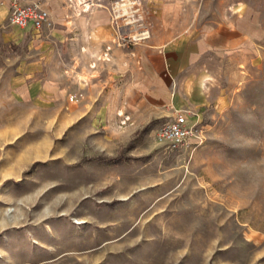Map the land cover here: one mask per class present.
<instances>
[{"label": "rangeland", "instance_id": "obj_1", "mask_svg": "<svg viewBox=\"0 0 264 264\" xmlns=\"http://www.w3.org/2000/svg\"><path fill=\"white\" fill-rule=\"evenodd\" d=\"M48 2L50 98L15 96L0 44V264H264V0H56L55 17ZM237 6L256 26L247 50L204 60L227 105L188 117L172 146L157 137L165 92L146 89L167 83L149 42ZM170 9L180 21L158 22ZM102 18L113 35L91 43L86 21Z\"/></svg>", "mask_w": 264, "mask_h": 264}, {"label": "crops", "instance_id": "obj_2", "mask_svg": "<svg viewBox=\"0 0 264 264\" xmlns=\"http://www.w3.org/2000/svg\"><path fill=\"white\" fill-rule=\"evenodd\" d=\"M43 1L45 5L49 4L48 0ZM49 1L50 11H53L55 17L53 5L58 6L57 2ZM146 1L151 3L152 0ZM11 2L12 0H0V44L13 47L5 67L9 89L21 100L48 99L52 94V85L46 71L54 57L53 40L58 35L48 32L49 29L39 34L31 22L24 26L9 23ZM85 3L87 4L86 1ZM156 9L160 13L164 10L162 5ZM241 9V6H237L234 8L236 15L215 25L194 28V20L188 28L176 25L180 29L171 37L159 40V43H154L157 39L154 37L149 42L152 48L146 52L144 62L151 63L152 56L158 58L161 74L167 77V83L163 87L149 84L146 89L149 92H165L162 103L169 106L171 115L181 110L188 117H195V121H200V117H205L209 112H218L220 108L226 107V90L219 84L210 63L204 60L226 57L230 52L241 56L247 50L248 31L255 32L256 26L248 15L240 14ZM160 15L157 18L161 23L180 21L176 19L180 16L177 9H170ZM89 22H93V25ZM85 26L86 32L91 27L95 28V37L89 40L91 43L107 41L114 32L113 25L103 18L87 20ZM54 29L58 30V27Z\"/></svg>", "mask_w": 264, "mask_h": 264}, {"label": "built area", "instance_id": "obj_3", "mask_svg": "<svg viewBox=\"0 0 264 264\" xmlns=\"http://www.w3.org/2000/svg\"><path fill=\"white\" fill-rule=\"evenodd\" d=\"M73 8L75 12L82 10L91 9V4L87 5L83 0L80 3H75ZM130 4L134 5L138 0H129ZM96 4L99 5V0H95ZM119 2H116L115 6H112L114 12L117 11L116 7L119 6ZM115 18L112 17V20ZM8 22L11 24H17L24 26L31 22L32 27L36 29L39 34H42L46 28H50L52 25V18L48 7L40 0H12L9 8ZM148 33L142 31L139 33V38H146ZM130 37V36H129ZM132 39H135L131 36ZM124 38L120 39L117 36L112 38L111 43L120 44ZM111 47L110 44L106 45V49ZM187 114L181 110H177L167 121L163 122L158 130L157 137L163 141L169 142L172 146H177L184 142L191 133V125L187 122Z\"/></svg>", "mask_w": 264, "mask_h": 264}, {"label": "bare ground", "instance_id": "obj_4", "mask_svg": "<svg viewBox=\"0 0 264 264\" xmlns=\"http://www.w3.org/2000/svg\"><path fill=\"white\" fill-rule=\"evenodd\" d=\"M76 2L75 3H80V2H82L83 0H75ZM187 122H188V124H189V121H188V119H187ZM82 222V221H81Z\"/></svg>", "mask_w": 264, "mask_h": 264}, {"label": "trees", "instance_id": "obj_5", "mask_svg": "<svg viewBox=\"0 0 264 264\" xmlns=\"http://www.w3.org/2000/svg\"><path fill=\"white\" fill-rule=\"evenodd\" d=\"M123 157H125V156H123Z\"/></svg>", "mask_w": 264, "mask_h": 264}]
</instances>
